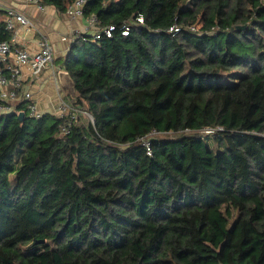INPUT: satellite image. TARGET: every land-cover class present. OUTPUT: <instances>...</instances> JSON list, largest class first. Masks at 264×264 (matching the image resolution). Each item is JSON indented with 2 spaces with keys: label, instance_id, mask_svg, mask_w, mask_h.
Masks as SVG:
<instances>
[{
  "label": "trees",
  "instance_id": "1",
  "mask_svg": "<svg viewBox=\"0 0 264 264\" xmlns=\"http://www.w3.org/2000/svg\"><path fill=\"white\" fill-rule=\"evenodd\" d=\"M92 16L113 30L63 58L71 109L0 113V264H264V0Z\"/></svg>",
  "mask_w": 264,
  "mask_h": 264
},
{
  "label": "built area",
  "instance_id": "2",
  "mask_svg": "<svg viewBox=\"0 0 264 264\" xmlns=\"http://www.w3.org/2000/svg\"><path fill=\"white\" fill-rule=\"evenodd\" d=\"M27 5L34 6L37 10L43 11L45 6L41 4V0H24ZM86 0H74L68 6L64 14L68 21H74L79 17H83V7ZM0 9L6 13L5 29L10 31L11 37L8 41H0V113L9 112L14 110V103L24 101L26 103V110L30 116L38 118L42 115L32 100V94L23 89L25 81L22 71L25 69L29 78H37L44 70H50L54 88L56 90V98L58 101V110L60 113L67 112L71 109V105L64 100L60 95V84L58 81V69L54 64V51L52 45L43 33H38L37 49L33 53L28 52L23 47L17 45L19 36V29H24L25 32L34 28L32 20L22 11L0 3ZM92 34L90 35L93 40H98L102 35L111 37L112 26L98 28L96 26V18L94 16L87 18ZM138 22H142L141 18H137ZM17 24V28L15 27ZM194 30L195 28H191ZM127 28L122 31L123 35L127 34ZM83 36V35H80ZM62 41H67V36H62ZM71 41H74L71 37ZM28 78V77H27ZM80 113L85 114L80 111ZM213 130L207 129L205 133H212ZM155 131H152L148 136L142 137L140 140L142 145L146 147L148 154L149 137L154 136Z\"/></svg>",
  "mask_w": 264,
  "mask_h": 264
},
{
  "label": "crops",
  "instance_id": "3",
  "mask_svg": "<svg viewBox=\"0 0 264 264\" xmlns=\"http://www.w3.org/2000/svg\"><path fill=\"white\" fill-rule=\"evenodd\" d=\"M0 3L22 11L32 20L34 28L30 29V31L25 32L24 29H19L20 38L17 39V45L33 53L37 49L38 33H43L52 45L54 64L59 72H64L62 61L63 58L67 57L70 46L74 41L80 35L88 36L92 34V28L85 17L68 21L64 14H59L52 6H45L43 11H39L34 6L27 5L24 0H0ZM15 27L17 28L16 23ZM62 36H67L70 39L72 37L74 41L70 39L62 41ZM22 73L25 79L23 89L32 94V100L36 109L42 114H57L59 112L58 101L53 88L50 70H44L36 79L29 78L25 69ZM60 91L64 98V95H66V93L64 94L65 88L61 86Z\"/></svg>",
  "mask_w": 264,
  "mask_h": 264
},
{
  "label": "water",
  "instance_id": "4",
  "mask_svg": "<svg viewBox=\"0 0 264 264\" xmlns=\"http://www.w3.org/2000/svg\"><path fill=\"white\" fill-rule=\"evenodd\" d=\"M58 78H59V82L61 84V86H63L66 91L68 92V94L70 95V97L73 96L74 93V89H73V83L72 80L70 79L69 75L67 72H58ZM24 116V114L22 112H20L18 114V118H22Z\"/></svg>",
  "mask_w": 264,
  "mask_h": 264
},
{
  "label": "rangeland",
  "instance_id": "5",
  "mask_svg": "<svg viewBox=\"0 0 264 264\" xmlns=\"http://www.w3.org/2000/svg\"><path fill=\"white\" fill-rule=\"evenodd\" d=\"M200 24H198L196 27H194L195 28V30H197V29H199V26ZM59 81V80H58ZM59 84H60V82H59ZM54 88V87H53ZM60 90H61V84H60ZM54 91H55V93H56V90H55V88H54ZM66 93V95H64V98H67L68 97V99H64V100H66V102H68L69 104H70V102H69V98H70V96H69V94H68V92L66 91V89H65V91H64V94ZM60 95H61V91H60ZM63 95V94H62ZM61 95V97H63ZM57 99V98H56ZM68 100V101H67ZM68 112V111H67ZM67 112H64V113H67ZM58 113H60V112H58Z\"/></svg>",
  "mask_w": 264,
  "mask_h": 264
}]
</instances>
